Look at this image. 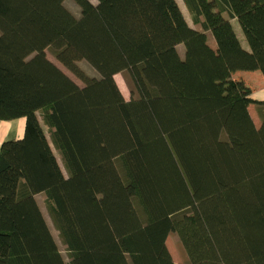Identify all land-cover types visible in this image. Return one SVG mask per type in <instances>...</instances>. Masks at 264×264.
Wrapping results in <instances>:
<instances>
[{
	"label": "trees",
	"instance_id": "trees-1",
	"mask_svg": "<svg viewBox=\"0 0 264 264\" xmlns=\"http://www.w3.org/2000/svg\"><path fill=\"white\" fill-rule=\"evenodd\" d=\"M72 1L0 0V264H264V0Z\"/></svg>",
	"mask_w": 264,
	"mask_h": 264
},
{
	"label": "rangeland",
	"instance_id": "rangeland-1",
	"mask_svg": "<svg viewBox=\"0 0 264 264\" xmlns=\"http://www.w3.org/2000/svg\"><path fill=\"white\" fill-rule=\"evenodd\" d=\"M252 3H255V0H250ZM67 5L71 8H75L73 5L72 0H66ZM76 9V8H75ZM234 31L243 47H246V43L244 41V38L241 34V30L239 26L235 23H232ZM209 43L211 44V37L207 36ZM212 45V44H211ZM181 50V49H179ZM47 57L56 64L62 71H64L71 79H73L77 85L80 87L83 86V83H81L74 75H72L69 71H67L61 64H59L56 59L49 53H47ZM233 79L238 82L239 87L241 90L246 93L248 96L258 99V100H264V83L263 78L261 74L258 71L254 72H238L233 76ZM114 80L121 91L122 95L126 100L130 99V90L127 82V75L123 73H119L114 76ZM249 113L251 114V117H253V121L256 126L259 125V120L256 115L255 107L253 105L249 106ZM2 126V128H1ZM9 126V127H8ZM25 126V119L19 118L17 120H13L12 122H2L0 121V145L2 142L6 140L11 139H19L23 135ZM7 128L4 129V128ZM40 200V198H38ZM45 214V211H44ZM177 238L175 236L168 237L166 240V247L172 257V260L174 264H180L181 258H180V252L177 249ZM60 250L63 249L62 245L58 242Z\"/></svg>",
	"mask_w": 264,
	"mask_h": 264
},
{
	"label": "crops",
	"instance_id": "crops-1",
	"mask_svg": "<svg viewBox=\"0 0 264 264\" xmlns=\"http://www.w3.org/2000/svg\"><path fill=\"white\" fill-rule=\"evenodd\" d=\"M250 98H252V97H250ZM252 99H253V98H252ZM254 99H255V98H254ZM262 100H263V99H262ZM8 127H9V126H8ZM8 127L4 128V129H6V130H7V128H8ZM1 128H2V126H1Z\"/></svg>",
	"mask_w": 264,
	"mask_h": 264
}]
</instances>
